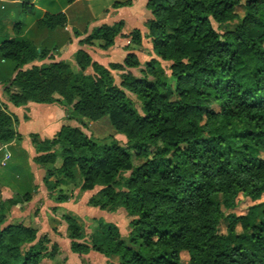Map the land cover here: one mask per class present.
<instances>
[{"label":"trees","instance_id":"16d2710c","mask_svg":"<svg viewBox=\"0 0 264 264\" xmlns=\"http://www.w3.org/2000/svg\"><path fill=\"white\" fill-rule=\"evenodd\" d=\"M55 1L68 6L74 0ZM31 2L22 3L28 14ZM146 8L151 17L145 38L158 60L143 68L130 50L141 46L142 35L122 21L94 28L78 42L127 52L121 64L107 67L81 49L71 61L54 62L55 47L11 40L0 45L6 102L64 109L51 140L29 136L46 191L56 192L61 202L68 199L62 190L67 185L84 193L101 184L86 206L108 213L121 208L131 219L125 240L115 226L98 221L80 243L77 222L63 215L69 251L116 257V264H181L182 257L187 264H264V202H259L264 196V0H147ZM213 24L226 31L219 33ZM66 25L62 13L44 14L36 22L37 29L48 31ZM20 29L15 23L13 34ZM188 46H195L189 55ZM159 61L170 64L169 75ZM132 69L139 78L123 73ZM113 71L122 73L119 86ZM104 117L125 146L113 141L100 147L71 126L85 128ZM16 124L1 104V145L21 140ZM30 199V192L0 197V264L65 260L47 235L37 237V210L7 223L11 209ZM241 199L253 205L235 215ZM222 220L225 235L218 233ZM51 232L57 234L55 228Z\"/></svg>","mask_w":264,"mask_h":264},{"label":"crops","instance_id":"0c3cea01","mask_svg":"<svg viewBox=\"0 0 264 264\" xmlns=\"http://www.w3.org/2000/svg\"><path fill=\"white\" fill-rule=\"evenodd\" d=\"M125 2H129V5L113 7L116 3ZM22 3L23 0H0V45L11 40L15 42L30 41L37 48L45 50L55 47L57 50L54 53V62L71 61L72 55L81 49L91 57L92 61L103 67H107L109 64H120L127 52L118 46L102 51L90 47H80L78 42L94 28L102 25L111 26L120 21L130 29L139 30L144 37L146 34L144 24L151 17L146 8L147 0H74L68 6H61L54 0H32L31 14L23 11ZM57 13H62L66 17L65 28L54 31L37 29L36 22L44 14L54 15ZM15 23L21 25L20 34L17 36L13 34ZM133 48L134 46H131V53H133ZM47 62L51 61L43 63ZM2 91L0 85V105H4L7 113L16 118L17 124L14 125V130L21 136V140L12 141L7 145L0 144V197L5 201L30 192L29 202L15 206L11 212L12 217L17 216L19 219L21 218L19 220L21 221L35 209L39 211L38 222L43 218L42 216L46 222L59 220V217L56 216L57 213L53 215L50 212L49 217L44 214V210L51 203L47 199L42 184L44 171L32 161L34 149L30 144L29 136L36 135L40 141L51 140L60 129L64 118V109L55 104L34 103L14 107L6 102ZM71 126L77 127L74 123H71ZM7 156L8 158H6ZM59 165L60 161L57 160L55 166L59 167ZM88 193L86 192V195L82 196V203L89 199ZM50 206L58 208L60 211L59 208L62 205L53 204ZM88 218L95 219V217ZM56 237L58 236L54 233L49 235V239L58 245ZM68 250L65 252L68 253ZM111 258L109 262L116 264L117 258Z\"/></svg>","mask_w":264,"mask_h":264},{"label":"rangeland","instance_id":"374dc122","mask_svg":"<svg viewBox=\"0 0 264 264\" xmlns=\"http://www.w3.org/2000/svg\"><path fill=\"white\" fill-rule=\"evenodd\" d=\"M237 13L239 16H242L244 11L242 8H238ZM213 28L216 29L219 33H223L226 31L223 28H218L214 24H213ZM194 49L195 46H188L186 54L189 55L191 51H193ZM132 51L134 55L136 54L135 57L138 58L137 60L140 63V68H143L144 64L151 61L152 59L158 60L155 54L152 52L150 44L148 40L145 38V35L144 37H142L141 46L134 47ZM116 60H118V58H116ZM159 62L161 67L164 69L165 73L169 75L168 67L170 64L162 61ZM123 73H128L134 78L140 77L138 70L135 69L125 70ZM121 74H122L121 72H115V71L111 72L113 83L116 86L120 85ZM75 125L77 126V128H79L82 131V133L87 138H89L92 142H94L100 147L108 146L113 141L119 144L120 146H125V138L120 135H117L114 132V130L110 126L107 117H104L95 122H89L85 128H81L77 124ZM133 163L134 165L137 164V162H133ZM103 188L104 186H102L101 184L95 186L94 190L90 191L87 195L90 197L93 195L97 196L98 193H100ZM62 190L65 193V195L68 197V199L58 202L56 201V199L58 198L56 192H54L53 194H49L48 191H46L45 189L47 194V199L51 204H49L48 208L44 210V214L49 217L50 212L53 215L57 213L56 216L59 217L58 218L59 220H49L46 222L44 216H42L43 218H41V220L39 219V223L37 224L39 228L37 237H41L43 235H47L49 237V235L52 234L51 229L52 228L56 229L58 236L56 237V241L58 242V247L66 257L64 258L65 260H63V258H59L55 260L54 264H111L109 262V259L112 258H105L91 251L88 252L86 255H78L71 253L68 250L69 241L65 238L66 224L62 220V216L63 215L73 216L74 220L77 222L81 230L82 239L79 241L80 243L86 242L87 236L89 235L91 229H93L96 226V223L98 221H102L104 223H108L115 226L120 234V237L125 240L129 232V222L131 221V219L125 215L124 211L121 208H117L115 211L108 213L86 206L87 201L83 203L81 202V198L83 195H86L85 194L86 192L84 193L80 192L78 186H73L72 184H70L62 188ZM213 200L216 203H220L222 199L220 196H216L213 198ZM259 202H264V196H262ZM53 204L56 206L62 205L59 208L60 211H58V208H53L50 206ZM251 205H253V203H251L249 200L241 199L238 207L234 211L235 215L245 214L246 209ZM32 211H35V209H33ZM71 211H73L74 213ZM11 212L7 218V223L18 222L21 218L19 219L17 216L12 217ZM88 217H95V219L90 220ZM226 226H227L226 221L224 220L220 221L218 225V233L220 235L226 234ZM235 233L236 234L240 233L239 227L236 228ZM67 250L68 253L65 252ZM181 264H187V260L185 257L181 258Z\"/></svg>","mask_w":264,"mask_h":264},{"label":"built area","instance_id":"2783aa9c","mask_svg":"<svg viewBox=\"0 0 264 264\" xmlns=\"http://www.w3.org/2000/svg\"><path fill=\"white\" fill-rule=\"evenodd\" d=\"M6 158H8V156Z\"/></svg>","mask_w":264,"mask_h":264}]
</instances>
